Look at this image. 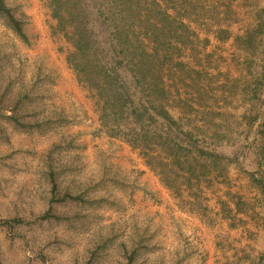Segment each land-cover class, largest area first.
<instances>
[{
  "label": "rangeland",
  "instance_id": "obj_1",
  "mask_svg": "<svg viewBox=\"0 0 264 264\" xmlns=\"http://www.w3.org/2000/svg\"><path fill=\"white\" fill-rule=\"evenodd\" d=\"M4 1L26 15L27 37L22 40L0 19V264H223L242 250L255 258L264 253V195L247 174L264 164V123L249 121L254 108L264 118V82L260 101L250 91L264 72V59L234 41L264 18V0H233L231 17L222 25L230 31L224 40L213 21L190 23L195 44L180 47L175 60L185 73L198 74L199 87L209 93L204 105L191 81H181L176 65L170 73L162 70L168 107L185 128L203 137L216 131V122L230 127L221 141L212 139L227 158L225 177L183 186L179 196L163 186L138 150L101 127L98 99L77 81L67 62L74 48L53 30L46 2ZM24 91L34 99L26 100L24 111L32 105L39 115L23 120L40 122L39 128H21L10 119ZM187 105L227 117L204 123L202 113L189 114ZM61 116L62 126L44 124ZM116 140L136 151L149 170L131 158L115 164V153L127 156ZM228 194L242 198V213L235 212ZM222 200L230 213L222 211ZM237 227L240 233H229Z\"/></svg>",
  "mask_w": 264,
  "mask_h": 264
},
{
  "label": "trees",
  "instance_id": "obj_2",
  "mask_svg": "<svg viewBox=\"0 0 264 264\" xmlns=\"http://www.w3.org/2000/svg\"><path fill=\"white\" fill-rule=\"evenodd\" d=\"M44 1L56 22L53 30L63 33L74 48L67 55V62L77 81L94 91L100 104L99 121L108 136L122 139L138 150L146 165L159 176L163 186L177 196L181 195L183 186L192 187L211 175L225 177L227 158L216 151L213 140L221 141L225 134L223 129L227 131L230 128L228 123L215 124L214 120L223 121L227 116L212 109L200 111L187 105L189 114L201 112L204 123L216 126L212 135L196 136L193 130L185 128L184 123L171 114L168 107L170 90L162 70L166 68L170 73L176 65L184 76L181 81H191L198 95V104L204 105L203 97L209 96V93L199 87L198 74L193 69L185 73L175 56L179 55L183 45L195 44L196 36L190 27L191 22L205 21L209 24V21H213L212 24L218 28V37L227 39L230 31L222 28V25L227 24L231 17L230 4L233 0ZM0 19L17 36L26 40L24 13L17 12L0 0ZM259 20L256 27L235 36L234 41L238 48L264 59V49H260L264 48L262 15ZM258 74L257 84L250 88L253 100L257 102L260 101L264 72ZM22 78L19 76L17 81L23 83ZM10 86L11 81L6 84V90ZM29 93H20L10 119L21 128H39L40 122L23 120L32 114L39 115L32 105H28L29 110L24 111V106L29 104L26 100H34L32 92ZM252 111L250 123L258 120L261 127L264 118L260 117L258 108ZM65 122L64 116L56 122L48 117L44 124L52 129ZM262 163L248 170L247 174L252 184L264 195ZM51 193L50 201L53 202L57 195L54 177ZM68 195L64 194L65 197ZM228 199H234L236 213L245 210L241 197L228 194ZM221 209L231 212L227 200L221 201ZM46 216L48 213L42 215ZM234 255L232 261L223 264H245L244 261L246 264L264 263V253H259L257 258L243 250ZM128 264H132L131 261Z\"/></svg>",
  "mask_w": 264,
  "mask_h": 264
},
{
  "label": "crops",
  "instance_id": "obj_3",
  "mask_svg": "<svg viewBox=\"0 0 264 264\" xmlns=\"http://www.w3.org/2000/svg\"><path fill=\"white\" fill-rule=\"evenodd\" d=\"M110 142V141H109ZM116 142L120 143L121 145H123L124 147V151L122 152L125 153L127 156L126 157H118V153H115L114 157H113V161L115 164L117 165H125V160L127 158H131V159H135L137 160L139 163H138V167H140L141 170H149L148 167L145 165V163L143 162L142 159H140L138 157V153L134 150H132L128 145H126L124 142L120 141V140H116ZM117 165H115V167H117ZM227 229V228H226ZM229 229V228H228ZM235 231L239 232L241 231V228H238L237 229H229V233H234ZM264 247V246H262Z\"/></svg>",
  "mask_w": 264,
  "mask_h": 264
}]
</instances>
